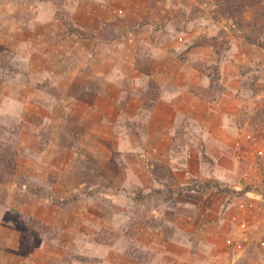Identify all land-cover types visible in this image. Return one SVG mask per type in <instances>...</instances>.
I'll return each instance as SVG.
<instances>
[{"label": "rangeland", "instance_id": "374dc122", "mask_svg": "<svg viewBox=\"0 0 264 264\" xmlns=\"http://www.w3.org/2000/svg\"><path fill=\"white\" fill-rule=\"evenodd\" d=\"M222 1L0 0V264H264V50Z\"/></svg>", "mask_w": 264, "mask_h": 264}, {"label": "trees", "instance_id": "16d2710c", "mask_svg": "<svg viewBox=\"0 0 264 264\" xmlns=\"http://www.w3.org/2000/svg\"><path fill=\"white\" fill-rule=\"evenodd\" d=\"M221 15L232 21V25L242 32L246 42L264 50V0H223ZM147 68L148 66L146 69L141 68V71L149 76L150 71ZM152 82L150 80L151 85ZM0 161L5 168L11 169V164L3 156H0ZM209 187L223 191L218 182L212 181H204L198 189L204 191Z\"/></svg>", "mask_w": 264, "mask_h": 264}, {"label": "crops", "instance_id": "0c3cea01", "mask_svg": "<svg viewBox=\"0 0 264 264\" xmlns=\"http://www.w3.org/2000/svg\"><path fill=\"white\" fill-rule=\"evenodd\" d=\"M158 110L156 109L154 112H157Z\"/></svg>", "mask_w": 264, "mask_h": 264}]
</instances>
